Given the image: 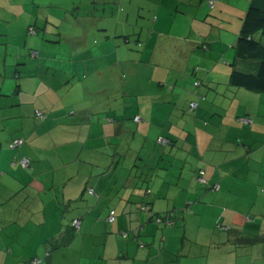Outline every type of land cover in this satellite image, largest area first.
<instances>
[{
	"label": "crops",
	"instance_id": "obj_1",
	"mask_svg": "<svg viewBox=\"0 0 264 264\" xmlns=\"http://www.w3.org/2000/svg\"><path fill=\"white\" fill-rule=\"evenodd\" d=\"M114 1L120 5L127 0ZM223 1L218 2V9L227 4L230 12L234 3L243 7L236 16L238 21H229L228 31L202 28L199 18L205 16L203 21H207L217 16L203 0H128L124 21L115 20L114 16H121L111 0H0V264H26L32 258L40 259V264H264V250L255 248L260 237L264 240V179L261 186L252 184L259 200L249 206L251 212H258L257 219L239 209L246 206L245 198L241 207L234 204L238 200L233 188L235 172H250L238 168L241 161H250V144L241 145L246 160L232 153L222 158V148L216 149L213 141L209 144V128L199 126L194 137L184 130L187 138L178 148L181 153L162 150L160 158L191 162L195 172L153 169L148 160L154 149L149 148L135 158L141 161L143 172H122L121 136L132 133L120 120L128 117L126 111L120 107L106 111L75 100L105 92L101 80L96 81L107 65L114 77L117 70H129L127 87L134 97L132 92L138 94L137 89L145 87L149 92L160 81L164 83L158 87L170 86L176 78L171 64L176 67L178 57L182 58L180 64L186 58L182 43L185 48H208L207 42H215V37L220 40L227 33L230 44L235 45L247 3ZM145 7L149 9L147 17L153 20L140 16ZM134 17L149 20V27L142 29L145 25L139 26ZM173 17L178 21L187 18L190 34L193 30L197 34L181 42L172 37V42L160 45ZM30 28L35 35L28 33ZM131 32L136 37L130 38ZM91 33L100 38L95 47L90 45ZM136 43L140 53L131 51ZM197 53L177 69L185 72ZM214 55L217 53H211L210 58ZM226 73L229 76L230 70ZM207 83L210 90L222 85ZM166 95L165 91L157 95L162 107ZM199 95L198 90L201 99ZM197 110L198 106L194 116L200 113ZM152 112L155 115L147 113L148 123L138 129L156 128L161 137L166 133L164 140L173 151L184 136L180 122L170 111L160 109V104L158 109L153 106ZM135 117L138 120L134 121ZM139 122L142 120L135 115L131 128ZM242 122L252 125L251 121ZM15 141L21 144L11 148ZM189 141L191 148L184 153ZM24 159L28 160L26 168L20 165ZM198 171L203 172L205 184L195 180ZM222 190L224 196L219 193ZM213 192L218 195L212 196ZM145 204L150 212L141 210ZM206 211H212L216 222L223 224L220 243L212 242L208 235L191 234L188 239L189 226L202 223ZM110 212H114L112 223L107 222ZM166 213L172 216V226L152 220L151 215ZM76 218L80 219L78 232L71 227Z\"/></svg>",
	"mask_w": 264,
	"mask_h": 264
},
{
	"label": "rangeland",
	"instance_id": "obj_2",
	"mask_svg": "<svg viewBox=\"0 0 264 264\" xmlns=\"http://www.w3.org/2000/svg\"><path fill=\"white\" fill-rule=\"evenodd\" d=\"M88 1H94V0H88ZM111 3H116L118 6L116 14V17L114 16L116 21H124L126 19V16L128 15V0L122 1L120 5L118 2L111 0ZM120 1V0H119ZM251 0H245L240 1V5H246L245 12L248 9L249 3ZM218 2L224 3L223 0H203V4L211 10L214 8V13H216V17L212 15L211 17L208 16V13L206 14L208 17L207 21H203L205 19V16H202L199 18L201 20L202 28L208 29V28H218L220 30H227L226 26H230L231 18H233V22H237V14L239 11L243 12V7L235 5L234 2L231 1V4L234 3L230 12H229V5L223 4V9H218ZM112 5V4H111ZM109 5V7H111ZM140 7V6H138ZM121 8V9H120ZM146 8V7H145ZM148 10H146L142 13V17L145 16V19H149L150 21L154 18L147 17ZM221 10V11H220ZM206 16V17H207ZM124 17V18H123ZM236 19V20H235ZM135 21H139L140 18L134 17ZM148 21H139L138 25L143 26L142 29H147L149 27L150 22ZM230 21V22H229ZM172 25L168 26L165 32L162 33V36L160 37V45H163V43L172 42V37H174L176 42H181L186 40V37L194 38L197 32L193 30L192 34H190L191 29H189L190 21L187 18H179V21L176 17H173L171 19ZM129 23L134 25L131 20H129ZM173 26V27H172ZM240 27H238L236 34L240 31ZM139 28V27H138ZM212 28V29H213ZM211 29V30H212ZM210 30V29H209ZM228 31V30H227ZM230 31V30H229ZM224 31H222L223 33ZM136 34H141L140 30L136 32ZM136 34L133 32L129 33L128 36L130 38L136 37ZM117 35V34H116ZM118 36V35H117ZM121 36V35H119ZM144 36V34H143ZM142 36V37H143ZM236 36V35H235ZM215 42L212 41L207 42V47L204 45L202 46L198 45L194 48H189L190 45H188V48L182 47L184 46V43L181 45V50H184V55H186V58L183 59V61L180 64V61L182 58L178 57L176 59V67L174 66V63L171 64V69L174 71V75L176 76L175 80H172L170 82V86H168V83H166V86L164 88L158 87L159 83H164V81H160L158 83H155L157 87L153 86L150 91L148 92L149 88L145 87L143 90L137 89L139 92L136 94L135 92H132L133 96L131 95V92L129 88L127 87L128 83L131 81L130 77L126 78V75H130L131 73L129 70L120 69L116 71L117 76L114 77L113 70L109 68V65H107L104 69L103 76L98 78L96 81L97 83L101 80V84L105 86V92H100L99 96L96 97H77L76 99L83 100V102H86L88 105L93 104L95 107H101L106 109V111H112V109L116 107L124 108V111L127 113V118L122 119L121 121H124L128 128L127 130L130 132L132 129V133H123L121 136V150L120 154L123 155L122 160L124 164L123 171L122 172H143V166H141V161H135V158L138 155H143L144 151L142 149H150L149 151H152L154 149V154L156 156L159 155L158 159L152 155L150 156L148 160V164L153 167V169H157V167H161V169H167L169 172H186L188 174L190 170L192 172L196 171L195 166L193 168L192 165L190 167L191 162H185V161H178L177 157H171V159H167L166 157L163 158V160H160L161 158V152L162 150H165L166 152L172 153L174 155V152L181 153L178 148H182L184 146V141L187 138L185 135V132L187 134H191L192 137H194V133L196 131V128L199 126L204 128H209L208 133L210 135V142H214V147L218 149L219 147L222 148V158L226 156V154H234L238 156H243L241 159L246 160V154L244 151H242L244 148L241 145H248L250 144L251 152L253 154L250 156V161L243 162L241 161L238 166L240 170H250V172H235L234 177V185L233 187L235 189V194L238 193V200L234 201V204L242 205V199L245 198V204L246 206L244 208H239L240 210L248 211L247 215L251 219H257L258 215L256 210H253L251 212L250 210V202L252 201V204L258 203V196L256 187L254 190V187H252V184L258 186H261V182L264 179V172H261L262 169H264V93H253L248 92L242 89L233 88L229 84V76L231 73V64L234 62L235 59V49L234 45L230 44L232 41H229L228 34L224 33V35L221 36L220 40H217V37H215ZM192 40L190 39L189 42ZM234 41V40H233ZM121 42L123 43V38H121ZM223 42V43H221ZM100 43V38L96 35L91 33L90 34V45L91 47H95ZM203 42H199V44H202ZM137 43L135 44V47L131 49V51H136L140 53V50L137 49ZM200 46V47H199ZM232 46V47H230ZM210 47V48H209ZM222 49V50H221ZM221 50V52H218ZM194 51L198 52L196 55L192 57V62L188 64L186 67V71L183 72L181 70H178L177 67L184 64V61L188 60L191 55L194 54ZM169 52V51H168ZM211 53H217V55H214L212 59L210 58ZM218 58V60L216 59ZM253 64V65H252ZM256 63H239L238 69L249 73V72H255L256 70ZM255 66V67H254ZM142 67L145 68V66L142 65ZM226 67L225 69H223ZM158 69L157 67H155ZM162 68V66H160ZM152 68L149 69V71ZM227 70H230L229 76H226ZM224 71V74H223ZM192 72L195 73V76H192ZM184 78V79H182ZM213 81L217 84H222L220 86H217L214 90H210L207 86V81ZM198 83L199 86L195 87L194 84ZM171 87V88H169ZM173 87L174 92L171 91ZM164 90L169 94L166 95L167 97L162 98L163 101H166V104L164 106H161V98L160 96L157 97V95H162L160 90ZM199 90L201 99H198L197 92ZM154 92V93H153ZM158 92V93H157ZM172 92V93H171ZM154 94V95H153ZM190 103H195L198 106L197 112L200 110V113L196 116H194V111H191ZM164 109L166 112L170 111L173 113L174 117L177 121L180 122V132L184 133L183 138L180 140V145L176 146L174 150L172 151L168 146H161L159 144H155L156 138L160 137L159 139H166L167 134H164L162 137L159 136V132L156 130V128L153 129H142L141 131L138 129L140 125H143L145 123H148L149 116H153V106L155 109L159 108ZM140 107V109H139ZM148 107V108H147ZM149 109V113H146V120L144 117V111ZM141 113V115H140ZM135 115H138V117L142 120V122L134 123L133 128L132 122L133 117ZM155 115V114H154ZM167 116L169 114L167 113ZM109 117V116H108ZM112 117V116H110ZM173 120L170 118V121ZM242 120L250 121L252 122V125L250 123V126L248 124H245L242 122ZM195 122H197V125H195ZM151 125H153L151 123ZM135 126V127H134ZM151 128L150 126H148ZM185 130V132H184ZM168 133V132H167ZM166 135V136H165ZM135 136V139L132 140V137ZM158 140V139H157ZM168 141H172L169 140ZM119 142V139H118ZM190 144L189 141L186 147V150H184V153H188L190 150ZM160 146V147H159ZM173 146V145H172ZM193 146V145H192ZM213 148V147H212ZM228 152V153H227ZM197 153V152H196ZM128 154V155H126ZM202 156V154L200 155ZM240 156V157H241ZM156 160V161H155ZM163 161V162H161ZM222 163V162H221ZM136 165V167H134ZM166 165V166H165ZM219 165V164H218ZM165 166V168H164ZM160 169V170H161ZM203 169V168H202ZM199 172V171H198ZM195 180L198 182L197 178ZM244 182V183H243ZM200 184V183H199ZM201 185V184H200ZM240 186V187H239ZM242 186V187H241ZM239 187V189H238ZM210 186H207L206 190H209ZM247 188L249 189L247 193ZM201 190L202 186H201ZM204 193V191H202ZM220 195L224 196L225 192L223 190ZM218 195V193H212V196ZM234 194V195H235ZM92 195V194H91ZM226 195H228L226 193ZM263 196L260 197V200ZM206 201H211L210 199ZM226 207V206H225ZM226 210L229 208L226 207ZM225 210V211H226ZM222 223H217L215 214L212 211H206L203 215L202 223L200 222L199 225L189 226L187 230L188 239L191 234L195 236H201V238L209 236L208 238H213L212 242L220 243L221 238V227ZM164 228V227H163ZM180 233L183 234L182 228H179ZM211 229L214 231L211 232ZM257 245H255V248H262L264 250V240L263 237H260V240L257 241ZM223 250L226 249L224 246L222 248ZM262 254V252H261Z\"/></svg>",
	"mask_w": 264,
	"mask_h": 264
},
{
	"label": "trees",
	"instance_id": "obj_3",
	"mask_svg": "<svg viewBox=\"0 0 264 264\" xmlns=\"http://www.w3.org/2000/svg\"><path fill=\"white\" fill-rule=\"evenodd\" d=\"M30 29L28 32L29 34H31ZM32 35H35L34 30H33ZM234 49H235V59H234V62L231 64L232 69H231V73L229 76L230 86L233 88L242 89L248 92L264 93V0H251L250 1L248 9L242 21L240 31L238 33V36H237V39L234 45ZM256 62H258V64H256L255 72L246 73L238 69L239 63H250L251 64V63H256ZM198 86L199 84L195 83V87H198ZM191 104H195V103H190L189 109L191 111H195L196 107L192 109ZM136 119L138 120V118L135 117L134 121H136ZM13 143L11 144V146L13 145ZM167 144L165 146H167ZM145 193L146 195H148L149 194L148 190ZM92 194H93V191H92ZM143 206L147 207L151 211L150 207L147 204ZM151 216L153 217L152 220L155 223H156V220L162 221L156 224H164L167 226L173 225L172 216L169 213H166L162 216L160 215H151ZM167 218H170L171 220L169 224L165 223L166 221H164ZM76 219H73L72 222ZM34 261H38V263L36 264L41 263L40 259L32 258L26 264H32V262Z\"/></svg>",
	"mask_w": 264,
	"mask_h": 264
},
{
	"label": "built area",
	"instance_id": "obj_4",
	"mask_svg": "<svg viewBox=\"0 0 264 264\" xmlns=\"http://www.w3.org/2000/svg\"><path fill=\"white\" fill-rule=\"evenodd\" d=\"M30 33H31V34L33 33V30H32V29H30ZM195 107H196V104H191V108H192V109L195 108ZM36 115H37V117H40V114H39V113H36ZM136 120H137V119H136ZM243 121H245V120H243ZM157 143H158L159 145H161V146H165V145L167 144V141L164 140V139H158V140H157ZM20 144H21L20 141H15V142L13 143V145L11 146V148H16V147L19 146ZM20 165H21L23 168H26V167L28 166V160H26V159L22 160V161L20 162ZM202 175H203V172H199V177L197 178V180H198V182H199L200 184H205V181L203 180ZM215 189H217L216 186H215ZM88 192H89V194H92V190H88ZM141 210H143L144 212H149V209H148L147 207H144V206L141 207ZM113 220H114V213L111 212V213L109 214L108 218H107V222H108V223H112ZM164 221H166L165 223L169 224L171 220H170V218H167V219H165ZM160 222H162V221H161V220H156V223H160ZM71 226H72V228H73L76 232H78V231H79V228H80V220H78V219L74 220V221L72 222ZM36 263H38V261H34V262H32V264H36Z\"/></svg>",
	"mask_w": 264,
	"mask_h": 264
},
{
	"label": "bare ground",
	"instance_id": "obj_5",
	"mask_svg": "<svg viewBox=\"0 0 264 264\" xmlns=\"http://www.w3.org/2000/svg\"><path fill=\"white\" fill-rule=\"evenodd\" d=\"M197 107V106H196Z\"/></svg>",
	"mask_w": 264,
	"mask_h": 264
}]
</instances>
